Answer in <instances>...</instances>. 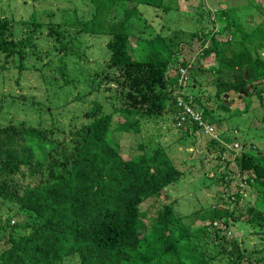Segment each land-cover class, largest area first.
Segmentation results:
<instances>
[{
    "label": "trees",
    "instance_id": "16d2710c",
    "mask_svg": "<svg viewBox=\"0 0 264 264\" xmlns=\"http://www.w3.org/2000/svg\"><path fill=\"white\" fill-rule=\"evenodd\" d=\"M78 1L24 18V25L33 26L28 25L32 27L28 35L18 34V40L12 21L0 16V57L10 63L2 70L22 72L28 66L43 73L57 59L52 67L57 76L47 78L48 90L72 86L82 104L104 85L115 87L107 88L114 92L109 96L110 112L99 101L81 114L75 108L62 109L63 104L53 106L52 98L50 103H38L36 111L42 118L50 114L55 124L5 126L0 101V200L8 215H0V264H215L220 256L222 264H264V249L250 251L240 247L237 238H228L237 224L264 237V212L258 207L264 202L263 154L255 157L243 145L235 155L239 172L248 176L253 190H259L256 207L240 206L242 194L233 184L236 174H224L217 165L212 166L216 175L207 176L212 186L214 179L215 187L223 185L219 202L208 212L203 208L202 215L191 214L197 222L193 225L201 227L188 229L186 219L191 215H178L170 194L178 193L179 186L197 183L199 177L189 174L205 162L187 159L188 140L202 132L193 115L186 119L181 105L192 106L206 122H213V114L191 88L201 75L216 70V97L231 91L239 94L241 89L251 95L252 83L264 82V57L259 52L264 49V25L245 29L233 11L222 9L221 4L214 5L219 9L213 11L200 0L194 5L196 13L186 14L200 15L206 25L193 33L176 30L167 39L161 31L169 16L180 12L179 0H85L94 10L90 19L76 8ZM258 11L247 20L264 23V1ZM156 24L157 32L148 37L147 31ZM45 30L55 42L51 59L43 66L30 65L29 57L38 47L35 41ZM70 30L76 36L68 37ZM89 37L105 45L103 55L110 57L109 63L74 77L68 58L81 61L87 56ZM213 57L215 70L205 65ZM245 70L249 79L243 75ZM228 73L232 80L224 78ZM150 123L158 126L149 129L156 134L152 139L142 129ZM119 131L143 134L137 147L142 154L126 158L121 148L112 145L109 137ZM173 134L180 137L181 150L179 145L163 144V137ZM219 150L223 160L226 149ZM148 199L160 204L152 216L140 212ZM146 227L154 229L157 237H151V231L141 237ZM193 239L198 242L191 244Z\"/></svg>",
    "mask_w": 264,
    "mask_h": 264
},
{
    "label": "rangeland",
    "instance_id": "374dc122",
    "mask_svg": "<svg viewBox=\"0 0 264 264\" xmlns=\"http://www.w3.org/2000/svg\"><path fill=\"white\" fill-rule=\"evenodd\" d=\"M71 1L72 0H0V16L2 18L7 17L12 21L14 25L13 32L15 33V39L18 40V34L21 36L28 35V31L32 29V27L29 26H33L29 23H27V25H24V18L30 15L32 16L34 15V13L38 15L43 11L60 8L61 6L67 5V3H70ZM199 1L200 0H179L178 7L180 12H173L169 16L168 22L165 23L166 25L161 31V35L165 36V38L167 39H170L171 37H173V34L176 30H178V32L187 34L197 32L200 26L206 25V22H200L202 20L200 15L188 16L186 14L187 12L188 14L190 12L196 13L194 5L198 4ZM261 1L264 0H206V2L210 6L221 4L223 7H221L222 9L233 11V14L236 15L237 18L239 17L238 21L243 24L245 29H248L251 26H256V24L257 26L258 24L264 25L263 22L261 23V21H263L262 19L254 20V22L247 20L250 15L255 14L259 10ZM75 6L77 9H79L81 14L85 15L89 19L92 17L94 10L89 2L81 0L76 2ZM109 8L110 6L106 10H108ZM259 12L260 11H258L257 13ZM212 20H215L214 15L212 16ZM117 22H119V20H117ZM155 28L158 29V24L154 26V29L149 28V30L147 31L148 37L154 36V33L157 32ZM210 28V26H207V29ZM219 31L221 30L219 29ZM46 35L47 31L45 30L42 37H37L35 42L38 43V47L34 50L36 54L32 57H29L30 59L28 60V62L30 65L33 64L39 66L40 64L43 66L51 59L49 52L51 49H54L52 48V45L55 42L49 39ZM74 36H76V31L70 30V34L68 37ZM219 37L220 36L218 35L217 38ZM87 40L89 41L88 45L86 46L88 52L87 56L84 55L81 61H79L78 58H74L73 56L71 58H68L70 59V72L74 77L80 76L82 73L83 75H86L89 68L90 70H95L99 67L98 65L106 66L109 63L110 57L104 56L105 53L103 49L105 48V45L100 41H96L93 37H89ZM210 44L211 40L207 42V45ZM200 47L201 44H199L198 41L195 42L194 48L197 51L200 49ZM259 52L264 57V49H261ZM244 56H247V54L242 55L241 58H243ZM194 58L197 59L198 57ZM5 60L6 59H3V56L0 57V67H2L3 65L10 66L9 61ZM55 64H58L57 59L55 60V63L53 62L52 65L54 66ZM233 64L237 65L238 63H235L233 61ZM205 65H207V68L215 70L217 62L213 57L209 59V61H207ZM208 65L212 66L209 67ZM53 66H51L50 68H45L43 71L44 75L36 69H28V66L26 70L22 72H19V70L15 69L2 70L0 68V101L3 100L2 113H4V119L6 120L3 121L5 123V126L9 124H17L19 122H26L30 126H37L38 122L46 123L48 121L51 124H55L57 120L54 119L50 114H47V117L42 118V116L36 111L37 106H39L38 103L40 102L50 103L52 101L53 106L63 104L62 106H60L62 109L75 108L76 113L81 114L86 109L91 110L94 106V101H99L106 106V112H110L112 100L109 98V96L113 95L114 92L107 91V88H115L114 86L107 87L106 85H104L101 89V92H95L88 95L85 99V103L82 104L76 99L78 94L72 86H69L68 88L63 90H56L57 95L55 94V91L50 92L48 90L47 78L57 76V74L52 71ZM217 71L218 70H216L215 72L213 71L211 75H201V77H199V80L196 81L198 83H196V85H193L194 88H191V93H194L192 95L199 96V98L202 99V101L205 103L204 105L207 106L206 111L208 110L209 114H213L212 118L214 120L213 127L215 137L206 138L201 133L199 137L195 136L194 138H190L188 140L190 141L188 142V147L190 151L189 153L191 155H188L190 158L187 159L197 160L199 162L205 160V162L202 163L203 167L198 168L200 170L193 171L189 174L190 177H199V181L197 183H187L188 185L185 184L184 189H181V186L177 187L179 188L178 193H170L171 195H173L171 201H175V212L178 215H181L183 218L187 215H191L194 211L197 214L202 215L204 213L203 208L208 212L214 204L219 202L218 197L219 193L223 192V185L219 188L215 187L214 183L216 182V179H214L213 187L211 180L207 176L208 173L210 174V178L211 176L214 177L216 175V172L213 171L216 169H212V166L215 165H217V167L215 168H217L219 171L222 170L224 174L228 173L229 171L236 174L234 175L235 179L233 184L240 189L242 197L239 201V204L244 209L247 210L248 208H252L254 206L256 207V202L260 197L259 190H253L252 185H250L249 183L245 184V178H247L248 176L239 172L238 165L235 160V155L240 154L243 145L246 148V151L249 149V151H251L253 156L255 157L260 158L264 155V107L262 105V102L264 103V82H253L252 86L254 87V89L251 86V90L254 91L251 95L248 94L245 89H241L239 91V94H237L235 91H231L229 94L224 93L219 95L218 98V96H215V94L218 92V84L216 80L219 75ZM247 74L248 72L245 70L243 72L245 79H249ZM250 74L251 73L249 72V75ZM224 78H227V80L233 79L229 73L225 74ZM248 91L250 90L248 89ZM260 97H263V100H261ZM223 105H227L228 107L224 108ZM150 124L152 125L144 124L142 128L143 131L148 132L149 129L158 128V126L153 125V123ZM217 126H220V128L218 129ZM114 128L115 125L112 127V129L114 130ZM146 134L151 136V139L153 135H156L155 133H153V131H149V133ZM142 136L143 134H130L129 132L119 131L114 132L112 136L109 137V140L116 148H121V152L127 158V154L130 156L131 154H142V151L138 150L137 148L139 143L141 142ZM179 138L180 137L176 134H173L172 136H164L163 144L165 146L169 144H171L172 146L179 145L180 149L181 142L179 141ZM146 140L148 141V143H151L150 140ZM236 144H238V147L235 146ZM221 146H224V148L226 149V152L224 153V155H222L223 160H219V156H221L219 149ZM220 161L222 162L220 163ZM227 161L230 162L229 168L226 167ZM233 184L231 186L232 189ZM2 202L3 201L0 200V215L3 216V218H6L8 215L4 213L6 209L3 208L4 204ZM152 204V199L144 201L140 206V212L147 213L148 216H152L153 212H157V209L160 206V204L156 202H154L153 205ZM262 204H264L263 201L260 202V205H258V207L264 212V206ZM148 219L149 217L147 218V220ZM152 221H150L147 226H151L153 224ZM186 221L188 229L201 227V225L198 224L193 225V223L196 221L195 217L192 215L188 216ZM149 227H146L141 231V237L145 238V236H148L151 231V237L156 238V232L154 231V229L150 230ZM231 232V234L228 233V238H237L238 241L242 242L240 243V247L248 249L250 251L255 249H264V237L262 239V234L254 232L253 229L249 226L241 227L239 224H237L236 226H234ZM195 242H198V240L193 239L190 243L194 244ZM181 243L182 242H180V244ZM160 247L161 245L159 244L158 248ZM212 248L214 247L212 246ZM215 252H217L218 254L219 250ZM220 258L221 256L218 257V260L215 262V264H222ZM245 264L248 263L246 262Z\"/></svg>",
    "mask_w": 264,
    "mask_h": 264
},
{
    "label": "built area",
    "instance_id": "2783aa9c",
    "mask_svg": "<svg viewBox=\"0 0 264 264\" xmlns=\"http://www.w3.org/2000/svg\"><path fill=\"white\" fill-rule=\"evenodd\" d=\"M183 73H185L183 71ZM181 106H184V113H186V119L189 115H193V119L195 121L198 122V126L200 127V131H202L203 134H205L206 136H210L215 137V133H214V127L212 123L206 122L200 114H198L199 112L195 111L194 108L192 106H188L186 104H182ZM204 135V136H205ZM236 147H238V144L235 145Z\"/></svg>",
    "mask_w": 264,
    "mask_h": 264
},
{
    "label": "crops",
    "instance_id": "0c3cea01",
    "mask_svg": "<svg viewBox=\"0 0 264 264\" xmlns=\"http://www.w3.org/2000/svg\"><path fill=\"white\" fill-rule=\"evenodd\" d=\"M205 4H206V6L208 7V8H210V9H212V10H214V9H219L218 8V6L217 7H214V5L213 6H210L207 2H206V0H205ZM220 7H222V5H219ZM223 8V7H222ZM218 127V126H217ZM220 128V127H219ZM202 132V131H201ZM196 135H194V137H195ZM193 138V137H192Z\"/></svg>",
    "mask_w": 264,
    "mask_h": 264
},
{
    "label": "clouds",
    "instance_id": "9594fccd",
    "mask_svg": "<svg viewBox=\"0 0 264 264\" xmlns=\"http://www.w3.org/2000/svg\"><path fill=\"white\" fill-rule=\"evenodd\" d=\"M209 123L214 124L213 122H209ZM219 127H220V126H218V129H219ZM202 134H203V133H202ZM203 135H205V134H203ZM205 137H206V138H211L210 136H206V135H205ZM245 179H246V180H245V184H247V183H248V177L245 178Z\"/></svg>",
    "mask_w": 264,
    "mask_h": 264
}]
</instances>
